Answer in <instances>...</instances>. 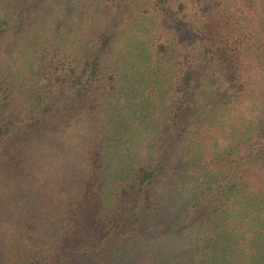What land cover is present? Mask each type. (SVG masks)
<instances>
[{"label": "trees", "instance_id": "16d2710c", "mask_svg": "<svg viewBox=\"0 0 264 264\" xmlns=\"http://www.w3.org/2000/svg\"><path fill=\"white\" fill-rule=\"evenodd\" d=\"M0 264H264V0H0Z\"/></svg>", "mask_w": 264, "mask_h": 264}]
</instances>
